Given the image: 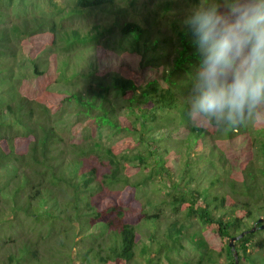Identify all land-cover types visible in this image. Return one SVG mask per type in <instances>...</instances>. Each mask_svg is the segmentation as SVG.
Segmentation results:
<instances>
[{
  "label": "trees",
  "instance_id": "obj_1",
  "mask_svg": "<svg viewBox=\"0 0 264 264\" xmlns=\"http://www.w3.org/2000/svg\"><path fill=\"white\" fill-rule=\"evenodd\" d=\"M15 1L0 0V264H234L230 238L264 217V118L190 124L200 0ZM260 225L240 264H264Z\"/></svg>",
  "mask_w": 264,
  "mask_h": 264
},
{
  "label": "clouds",
  "instance_id": "obj_2",
  "mask_svg": "<svg viewBox=\"0 0 264 264\" xmlns=\"http://www.w3.org/2000/svg\"><path fill=\"white\" fill-rule=\"evenodd\" d=\"M184 24L202 53L187 94L190 124L264 118V0H200Z\"/></svg>",
  "mask_w": 264,
  "mask_h": 264
},
{
  "label": "rangeland",
  "instance_id": "obj_3",
  "mask_svg": "<svg viewBox=\"0 0 264 264\" xmlns=\"http://www.w3.org/2000/svg\"><path fill=\"white\" fill-rule=\"evenodd\" d=\"M46 2H47V0H16L14 5H13V7H12V10H13L15 15L26 14L27 12H32V11H35V10L43 12V10L44 9L46 10V8H47ZM17 63L19 64L20 67H22V70H21L22 71V75H26V74L30 75V74L33 73L32 64L30 63L29 60H27L24 57L23 54H19L18 55ZM9 77L11 78V75L10 76H6V75L1 73L0 74V80H1L0 86H2V83L4 81L10 80ZM116 100L119 103V100H121V99L117 98ZM120 105H122L121 102H120ZM124 113H127V112H124ZM65 115L66 116H65L64 121H62L59 124V128L62 129V130L65 127L66 128L67 127L70 128V126L75 124V122L78 120V115H77V112L75 110L72 111V112L70 111V113H67ZM126 135H128V133L126 131H123V130H121V131H119V130H116V131L106 130L102 134H99L98 136H97V133H96L95 136H97V139L102 141L104 144L110 145V144L115 143L118 139L125 137ZM210 150H211V147H206L205 152L207 154H209ZM212 158L214 160L215 166H217L216 168L220 169L219 168L220 163L218 161L217 156H212ZM200 183H203V180ZM205 183H206V180H204V184ZM152 186H153L152 184H149V185L145 186L144 188H142L143 192L144 191H148L150 189V187H152ZM143 192H140V193H143ZM249 223L251 224L252 221H250ZM97 225H100V228H94L96 226V225H94V226L90 227L91 228L90 230H87V233H89L88 235L91 238H93L94 240H96L101 235L100 234V230H101L102 234L107 235V231L104 228V226L101 225V224H97ZM144 231H146V229ZM184 243H185V246H186V251H188L187 254L189 256H193L196 253H198L199 248L197 246L192 245V243L190 241H188V240H184ZM54 252H55V255L58 257V253H57L56 249L54 250Z\"/></svg>",
  "mask_w": 264,
  "mask_h": 264
},
{
  "label": "water",
  "instance_id": "obj_4",
  "mask_svg": "<svg viewBox=\"0 0 264 264\" xmlns=\"http://www.w3.org/2000/svg\"><path fill=\"white\" fill-rule=\"evenodd\" d=\"M259 223L261 224L259 228L260 229H264V217H260L252 228L246 229L243 232H241L239 235L233 236V237L230 238L229 246H230V248L233 251L234 264H240V257H239V252H238V250L236 248V241L241 239V238H243L247 233L255 232L258 229L257 224H259Z\"/></svg>",
  "mask_w": 264,
  "mask_h": 264
}]
</instances>
